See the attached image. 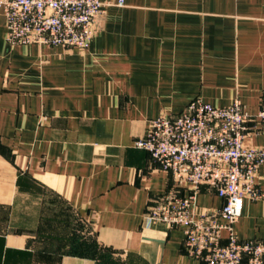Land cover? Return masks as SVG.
<instances>
[{
	"label": "crops",
	"instance_id": "crops-1",
	"mask_svg": "<svg viewBox=\"0 0 264 264\" xmlns=\"http://www.w3.org/2000/svg\"><path fill=\"white\" fill-rule=\"evenodd\" d=\"M102 1L84 49L10 44L0 7V264H206L182 228L145 218L173 181L135 141L195 97L259 111L264 0ZM196 197V215L224 204ZM235 230L264 239V199Z\"/></svg>",
	"mask_w": 264,
	"mask_h": 264
},
{
	"label": "built area",
	"instance_id": "built-area-1",
	"mask_svg": "<svg viewBox=\"0 0 264 264\" xmlns=\"http://www.w3.org/2000/svg\"><path fill=\"white\" fill-rule=\"evenodd\" d=\"M105 5L102 0H0L8 43L80 49L89 45ZM255 135H264V98L251 114L239 97L227 106L195 97L179 113L150 119L147 134L135 141L173 181L149 203L145 218L182 228L188 253L206 264H264V239H241L235 230L245 199H264L257 181L264 147L246 142ZM202 186L224 204L196 215Z\"/></svg>",
	"mask_w": 264,
	"mask_h": 264
},
{
	"label": "rangeland",
	"instance_id": "rangeland-1",
	"mask_svg": "<svg viewBox=\"0 0 264 264\" xmlns=\"http://www.w3.org/2000/svg\"><path fill=\"white\" fill-rule=\"evenodd\" d=\"M74 221H75V220H74ZM74 225H75V227H77L78 229L81 227V224H80L79 222H77V221L74 222Z\"/></svg>",
	"mask_w": 264,
	"mask_h": 264
}]
</instances>
